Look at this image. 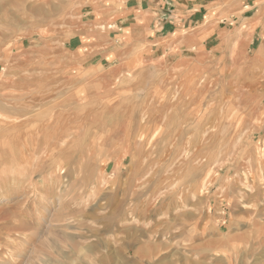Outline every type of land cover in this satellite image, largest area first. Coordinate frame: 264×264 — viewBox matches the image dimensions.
I'll return each mask as SVG.
<instances>
[{"label": "rangeland", "instance_id": "374dc122", "mask_svg": "<svg viewBox=\"0 0 264 264\" xmlns=\"http://www.w3.org/2000/svg\"><path fill=\"white\" fill-rule=\"evenodd\" d=\"M0 264H264V0H0Z\"/></svg>", "mask_w": 264, "mask_h": 264}, {"label": "bare ground", "instance_id": "6f19581e", "mask_svg": "<svg viewBox=\"0 0 264 264\" xmlns=\"http://www.w3.org/2000/svg\"><path fill=\"white\" fill-rule=\"evenodd\" d=\"M16 105V104H15ZM22 116V115H21ZM25 156V155H24Z\"/></svg>", "mask_w": 264, "mask_h": 264}]
</instances>
